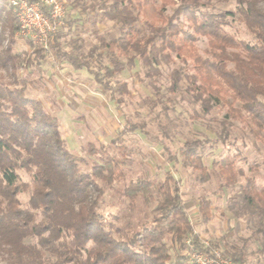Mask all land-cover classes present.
I'll return each mask as SVG.
<instances>
[{
  "label": "clouds",
  "instance_id": "clouds-1",
  "mask_svg": "<svg viewBox=\"0 0 264 264\" xmlns=\"http://www.w3.org/2000/svg\"><path fill=\"white\" fill-rule=\"evenodd\" d=\"M0 264H264V0H0Z\"/></svg>",
  "mask_w": 264,
  "mask_h": 264
}]
</instances>
